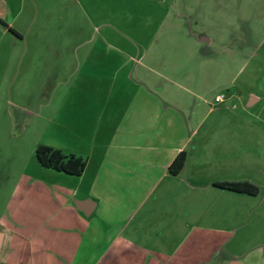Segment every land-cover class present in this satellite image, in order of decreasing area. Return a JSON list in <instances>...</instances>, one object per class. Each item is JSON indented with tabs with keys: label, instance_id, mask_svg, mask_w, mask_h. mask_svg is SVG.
I'll return each mask as SVG.
<instances>
[{
	"label": "crops",
	"instance_id": "0c3cea01",
	"mask_svg": "<svg viewBox=\"0 0 264 264\" xmlns=\"http://www.w3.org/2000/svg\"><path fill=\"white\" fill-rule=\"evenodd\" d=\"M24 2L0 0V81L50 75L52 109L36 117L52 126L29 135L26 168L16 172L12 163L0 178L9 187L0 196V264H187L186 252L201 249L195 245L205 237L212 252L199 251L196 264L211 262L222 245L227 264H264V117L253 112L262 97L251 93L244 102L233 92L251 89L249 81L239 86L234 77L205 98L187 70L166 65L167 49L152 50L161 47V28L171 25L165 16L137 51L108 50L116 37L102 32L106 20L90 19L101 34L92 44L81 42L89 49L77 52L69 36L63 40L71 49L57 55L67 61L39 66L43 52L17 49L26 40L15 27ZM107 2L79 0L96 11ZM5 38L13 49L1 50ZM192 40L186 46L194 52L212 42L204 35ZM217 40L226 43L228 60L236 57L233 32ZM263 46L264 38L257 48ZM224 91L230 95L217 102ZM61 116L68 133L59 137L53 125ZM40 145L83 157L84 171L43 166ZM183 151L186 166L173 174L170 166ZM240 180L259 185V194L215 185Z\"/></svg>",
	"mask_w": 264,
	"mask_h": 264
},
{
	"label": "rangeland",
	"instance_id": "374dc122",
	"mask_svg": "<svg viewBox=\"0 0 264 264\" xmlns=\"http://www.w3.org/2000/svg\"><path fill=\"white\" fill-rule=\"evenodd\" d=\"M23 1L25 10L15 27L22 31L26 40L17 43V49L23 50L24 47L28 51L43 52L45 56L40 59L43 65L39 66L52 67L57 61L65 63L67 59L57 55L71 49L63 40H68L69 36L77 52L89 49V46H81V42L86 39L92 44L101 34L100 28L96 31L89 27L90 19L106 20L108 25L102 27V32L104 30L105 34L108 32L109 36L116 37V41L109 39L108 50L137 51L148 46L149 37L155 35L159 21L165 16L171 20V25L161 28V47L154 44L152 50L162 53L167 49L170 52L166 65L187 70L198 87L203 85L205 90L202 93L209 99L217 91L228 88L234 77L239 86L249 81L251 89L242 90L240 87L233 92L242 94L244 102L251 93L260 95L262 101L253 108V112H260L264 117V46L257 48L259 40L264 38V0H108L106 9L97 11L85 10L82 7L84 3L80 4L79 0L75 5L70 0L69 6L65 0ZM228 31L238 39L233 44L236 57L229 60L224 49L226 43L217 40ZM197 35L200 38L204 35L212 42L201 43L196 52L190 51L187 42L195 40ZM245 35L252 36L251 41L240 40V36ZM11 45L5 38L1 50L8 49V46L13 49ZM53 84L51 76L42 72L29 75L21 84L14 79L6 83L0 81V178L12 163L16 172L24 170V162L31 156L29 135L37 133V128L46 129L47 124L52 126L46 119L42 121L36 116L41 111L48 114L52 109ZM228 92H223L225 99L230 95ZM64 117L61 116L53 125V131L59 137L68 133ZM53 131L49 129L47 133L51 136ZM8 188L0 186V196L7 195ZM200 240L195 247L201 249L186 252L187 264H196L195 256L199 251L204 255L212 252L213 247L207 244L211 240L206 237ZM214 252V259L203 264L228 263L223 245Z\"/></svg>",
	"mask_w": 264,
	"mask_h": 264
},
{
	"label": "trees",
	"instance_id": "16d2710c",
	"mask_svg": "<svg viewBox=\"0 0 264 264\" xmlns=\"http://www.w3.org/2000/svg\"><path fill=\"white\" fill-rule=\"evenodd\" d=\"M5 26L7 24L3 23ZM12 32H15L10 28ZM16 33V32H15ZM187 152H181L173 161L170 170L173 174H179L186 166ZM38 161L45 167L64 171L69 174L79 175L86 167V159L75 154H65L60 149L48 145H40L36 150ZM216 186L229 189L236 192L257 195L260 187L256 183L248 180L240 181H220L215 183Z\"/></svg>",
	"mask_w": 264,
	"mask_h": 264
},
{
	"label": "built area",
	"instance_id": "2783aa9c",
	"mask_svg": "<svg viewBox=\"0 0 264 264\" xmlns=\"http://www.w3.org/2000/svg\"><path fill=\"white\" fill-rule=\"evenodd\" d=\"M225 100V93H221L218 96H216V101L217 102H222Z\"/></svg>",
	"mask_w": 264,
	"mask_h": 264
}]
</instances>
